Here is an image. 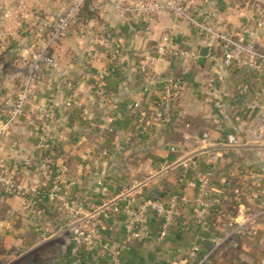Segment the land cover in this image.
<instances>
[{"label":"crops","instance_id":"0c3cea01","mask_svg":"<svg viewBox=\"0 0 264 264\" xmlns=\"http://www.w3.org/2000/svg\"><path fill=\"white\" fill-rule=\"evenodd\" d=\"M77 1L9 0L10 17L0 13V123L20 93L30 53ZM192 3L264 52V0ZM85 5L50 49L58 68L37 72L24 114L0 143V264H163L186 259L196 245L203 264H264V75L226 66L215 43L165 13L147 22L107 3ZM168 31L166 55L142 72ZM170 81L183 91L164 123L154 114ZM230 134L238 146L228 145ZM199 200L213 204L202 223ZM151 202L176 204L171 230L161 237L162 220L149 209L146 233L135 238L125 207ZM229 220L244 231L227 229ZM91 222L100 244L78 240Z\"/></svg>","mask_w":264,"mask_h":264},{"label":"built area","instance_id":"2783aa9c","mask_svg":"<svg viewBox=\"0 0 264 264\" xmlns=\"http://www.w3.org/2000/svg\"><path fill=\"white\" fill-rule=\"evenodd\" d=\"M86 1H94V5L107 3L112 5L117 11L127 17L139 16L143 21L149 22L155 15L165 13L170 16L173 25L180 22H184L190 26V28L197 34L204 36L209 43H215L223 54V61L226 66H240L247 70L254 71L259 75H264V52L261 51L253 41L248 40L245 36H234L225 27L223 23L218 22V18L214 14H202L200 15L193 9L192 0H139L133 2L131 0H78L73 3L62 16H60L52 25L50 32L47 36L45 46L40 49L32 50L31 58L26 64L27 76L24 77L23 84L20 88L15 101L10 106L9 118L0 123V143L4 135L11 129L14 123L25 112L26 104L31 97L32 83L36 79V74L42 69L43 66L51 68H58L59 56H53L50 54V49L58 46L64 36L68 33L72 25L78 21L81 9L84 7ZM131 1V2H130ZM130 2V3H129ZM9 0H1L0 13L3 18L10 17V11L8 9ZM259 27H262L261 22L258 23ZM172 31V30H171ZM168 31L162 38L158 47L159 57H153L149 61L141 65L142 72L152 70L158 64V61L162 59L168 48L172 43V33ZM1 33V31H0ZM110 55L113 58L117 57V52L112 51ZM186 58L195 57L194 55H183ZM64 74V73H62ZM104 73L103 76H106ZM182 85L179 82L170 81L164 88L163 95L159 100L158 108L155 111L154 117L161 122H169L172 119V101L178 98L183 91ZM70 105V104H69ZM46 114L50 117L54 116V112L51 108L46 109ZM208 135H205L207 137ZM264 137V131H263ZM228 145L236 147L239 145V141L234 134H230L227 137ZM62 173L55 179L51 189L48 192L49 200H56L60 191V182L62 179ZM6 187L12 192H18L19 188L13 182H5ZM264 193V187L260 197ZM243 194L240 191L236 192L235 198L240 200ZM186 201V198H182ZM31 203H34L32 201ZM198 203L202 206V213L199 222H204L205 214L207 210L213 206L209 200H199ZM220 205L221 201L218 202ZM151 209L158 218L162 220L161 225V237L168 236L171 226L174 220L176 204L170 207H165L159 202H151L149 205H144L137 211H133L128 205L125 207L126 212H132V221L130 227H138L133 236L135 238H141L146 233V220L147 211ZM218 214L223 215V209L217 208ZM114 212H119L120 208L115 207ZM235 221L229 220L225 223L227 229L233 232H243V226H237ZM87 230V233H80L78 240H82L88 244L97 245L100 244V228L96 222L86 223L83 226ZM242 230V231H241ZM79 231V230H78ZM79 233V232H77ZM201 252L200 245H196L189 252L186 259L165 262L163 264H203V262H197V257Z\"/></svg>","mask_w":264,"mask_h":264},{"label":"trees","instance_id":"16d2710c","mask_svg":"<svg viewBox=\"0 0 264 264\" xmlns=\"http://www.w3.org/2000/svg\"><path fill=\"white\" fill-rule=\"evenodd\" d=\"M86 5H87V3H86ZM85 5V6H86ZM85 6L81 9V12H80V14H79V17H81V13H82V11L85 9Z\"/></svg>","mask_w":264,"mask_h":264},{"label":"water","instance_id":"95a60500","mask_svg":"<svg viewBox=\"0 0 264 264\" xmlns=\"http://www.w3.org/2000/svg\"><path fill=\"white\" fill-rule=\"evenodd\" d=\"M206 52H207V49H206ZM202 55L205 56L206 53H203ZM170 262H175V261H174V259H171Z\"/></svg>","mask_w":264,"mask_h":264}]
</instances>
